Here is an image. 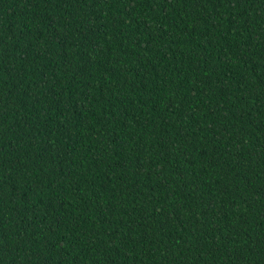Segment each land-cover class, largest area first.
<instances>
[{"label": "trees", "instance_id": "16d2710c", "mask_svg": "<svg viewBox=\"0 0 264 264\" xmlns=\"http://www.w3.org/2000/svg\"><path fill=\"white\" fill-rule=\"evenodd\" d=\"M0 264H264V0H0Z\"/></svg>", "mask_w": 264, "mask_h": 264}]
</instances>
